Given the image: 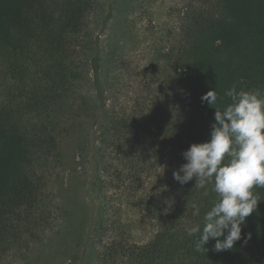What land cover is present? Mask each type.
<instances>
[{
  "label": "trees",
  "instance_id": "1",
  "mask_svg": "<svg viewBox=\"0 0 264 264\" xmlns=\"http://www.w3.org/2000/svg\"><path fill=\"white\" fill-rule=\"evenodd\" d=\"M100 1L0 0V264H26L33 245L69 232L56 187L65 173L86 178L87 223L64 264H264V188L231 250L209 241L197 252L186 228L202 225L215 193L172 175L210 138L226 90L264 93V0H191L174 45L126 102L106 87L90 33ZM214 89L217 103H202ZM129 213L156 224L147 243L127 238Z\"/></svg>",
  "mask_w": 264,
  "mask_h": 264
},
{
  "label": "clouds",
  "instance_id": "2",
  "mask_svg": "<svg viewBox=\"0 0 264 264\" xmlns=\"http://www.w3.org/2000/svg\"><path fill=\"white\" fill-rule=\"evenodd\" d=\"M224 95L231 102L214 108L210 138L190 145L182 153L186 163L172 174L182 186L195 178V188L205 189L207 195L210 186L215 193L202 225L186 228L189 236L197 237V252H205L203 246L209 241H215L216 252L231 250L242 239V225L259 202L253 189L264 188V93L260 89L237 91L233 85ZM217 100L215 89L201 97L209 106ZM191 214L200 215L197 204L192 205ZM247 239L250 236L245 243Z\"/></svg>",
  "mask_w": 264,
  "mask_h": 264
},
{
  "label": "rangeland",
  "instance_id": "3",
  "mask_svg": "<svg viewBox=\"0 0 264 264\" xmlns=\"http://www.w3.org/2000/svg\"><path fill=\"white\" fill-rule=\"evenodd\" d=\"M100 2L98 15L90 21V33L101 62L106 60L108 64L110 82L106 87L112 89V97L126 102L140 92L139 84L146 78L143 70L154 66L159 54L174 45L181 11L191 0ZM73 154L74 143L70 142L65 147L68 161ZM56 187L71 213L69 232L60 242L49 246L33 245L26 264H64V255L77 246L78 235L87 223L86 178L65 173ZM127 216L132 218L122 220L129 241L147 243L157 230L156 224L147 216L123 215Z\"/></svg>",
  "mask_w": 264,
  "mask_h": 264
}]
</instances>
